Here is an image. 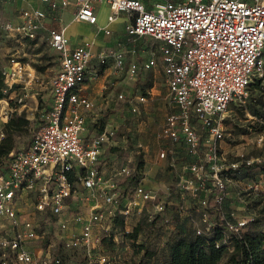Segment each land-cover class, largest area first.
I'll list each match as a JSON object with an SVG mask.
<instances>
[{
	"label": "built area",
	"instance_id": "2783aa9c",
	"mask_svg": "<svg viewBox=\"0 0 264 264\" xmlns=\"http://www.w3.org/2000/svg\"><path fill=\"white\" fill-rule=\"evenodd\" d=\"M39 2L55 12L66 7L69 0ZM98 3L108 6V21L114 20L119 13L130 15L131 22L126 28L128 36H148L161 43L159 58L164 83L174 108L164 119L161 136L185 146L188 154L197 160L188 166V177L178 181L176 193L197 203L198 208L189 219L196 234L211 231L214 224L210 219V202L216 203V216L225 229L224 242L229 243L231 233H238L253 218H237L235 211L224 207L226 183L241 167L250 166L253 159L243 154L233 161L222 157L224 113L232 103L245 104L250 84L263 71L264 0H164L151 9H146L140 0H75V20L94 25V6ZM21 16L19 24L0 21V28L5 34L35 39L45 12L34 8L23 10ZM47 42L58 53L59 69L49 82L48 109L40 115V124L28 146L10 151L2 161L0 218L9 219L17 227L16 203L26 193V196H33L37 213L49 214L56 219L59 228L65 230L64 215L68 200L74 195L75 184L90 192L98 190L101 208L91 206L87 217L79 213L67 215L79 224V230L66 238L63 247L87 250L99 242L94 241L92 232L94 225L103 218L113 221L116 213L124 218L134 210L139 214L147 202H154V213L161 214L170 203L156 200L155 192L137 183L130 185L129 179L134 173L128 167L123 166L104 178L98 169V158L108 133L97 135L89 146L84 145L81 138L84 130L81 110H88L91 102L79 94L78 88L86 79L90 45L83 43L71 48L64 32L54 29L48 31ZM108 57L114 58L118 68L122 67L120 54L112 50L99 54L100 63ZM9 63L11 67L4 68L5 76H21L23 65L14 58H10ZM154 65L152 59L143 64V68ZM138 69L136 64H131L129 75L136 76ZM13 100L17 105L23 102L21 95ZM142 101L143 96L138 99ZM2 138L0 131V140ZM261 141L259 137L258 142ZM70 176L76 180L71 181ZM130 193L132 198L122 203ZM120 205L121 209L116 212ZM176 209L180 213L177 215H183L182 208L177 206ZM123 233L130 232L124 228ZM36 237L34 224L23 222L22 228H16L10 237L0 236V253H10L18 262L36 264L27 251L28 242ZM96 262L106 264V258L102 256ZM49 263L60 264L61 260L54 257L50 261L43 257L38 262ZM87 264L93 261L89 259Z\"/></svg>",
	"mask_w": 264,
	"mask_h": 264
},
{
	"label": "rangeland",
	"instance_id": "374dc122",
	"mask_svg": "<svg viewBox=\"0 0 264 264\" xmlns=\"http://www.w3.org/2000/svg\"><path fill=\"white\" fill-rule=\"evenodd\" d=\"M158 1L162 0H147L146 4L149 7ZM2 35L5 34L1 31L0 37ZM17 39L0 38L6 46L1 63L6 68L11 67L8 59L14 58L23 65L22 75L13 76L10 80V82H20L13 88L22 95L23 102L20 105L10 104L12 110L7 111L6 121L0 119V130L4 137L9 134L15 149L29 142L39 125L38 117L26 120L22 114L16 113V109L25 103L35 101L39 111L44 108L46 95L49 93V82L58 68V54L47 45L44 32L38 33L37 45L32 48L21 47L22 40ZM262 58L264 61V54ZM21 83L24 85H20ZM135 86H139V91L146 97L141 115L132 112L128 103V100L138 97L139 91L134 90L131 93V87L126 86L120 91H115L117 107L112 109L115 111L118 107H122V114L111 116L110 122L105 116L107 113L100 118L102 124L107 125L108 129L111 128L107 152L104 155L117 166H125L130 171L133 170L134 176L129 179L130 185L144 178L156 189V200H167L170 205L163 213L155 214L154 202H147L139 214L134 210L124 217L122 225L130 233H133L135 227L139 228L136 239L126 236L115 223V219L110 221L103 218L97 222L98 227L92 232L94 241L99 240V242L86 250L83 247L64 248L63 243L70 236V231L61 230L56 219L49 214L37 213L34 209L33 196H23L16 203L17 227L9 219L0 218V236L10 237L16 228H22L23 222L31 221L37 237L28 242L27 251L35 258L36 264L43 258L42 254H47L50 261L54 257L60 258L61 264H87L89 259L93 264H98L96 261L102 256L106 258V264L162 263L166 253V242L176 234L177 228L183 227L185 230L191 228L189 219L191 212H195L198 208L197 203L188 196L176 193V185L182 178L188 177V166L197 160L194 158L187 163L185 169L181 168L184 164H177L173 152L180 149L179 145L161 136L163 118L171 110L172 104L168 99L159 70L152 68L143 71ZM152 86H154L153 90L150 89ZM22 87L25 88L21 89ZM34 91L37 92L34 95L35 99H28V95H32ZM118 92L122 93V99H118ZM24 93H28L27 96ZM237 102L230 104L224 113V139L220 142V151L225 160L233 161L239 154H243L244 157L253 159V162L246 168L241 167L240 172L232 175L227 181L224 204L227 209L235 211L237 218L252 217V220H257V228L264 229V120L258 114L264 116V68L261 75L255 76L249 86L245 104L239 105ZM4 105L2 103L0 106V114ZM18 117L26 120V123L19 131L6 133L4 124L10 118ZM259 137H262L261 142H258ZM139 161L143 163L141 168L138 167ZM90 193L91 195L86 197L82 194V188L76 183L72 197L74 204H71L66 211L87 217L91 206L98 205V208H101L99 191ZM131 198L130 193L126 199H122V203H126L127 199ZM177 206L184 211L180 218L187 219L188 228L184 227L177 218V214H180L176 211ZM119 209L121 205L116 207V212ZM185 213L189 215L184 217ZM116 214V219L120 220L122 217ZM66 217L67 214L64 215V218ZM214 217L215 215L212 214V220ZM0 264L26 263L16 261L10 253H0Z\"/></svg>",
	"mask_w": 264,
	"mask_h": 264
},
{
	"label": "crops",
	"instance_id": "0c3cea01",
	"mask_svg": "<svg viewBox=\"0 0 264 264\" xmlns=\"http://www.w3.org/2000/svg\"><path fill=\"white\" fill-rule=\"evenodd\" d=\"M140 1L143 3L146 9H151L156 3L162 2L164 0L155 2L153 6H149V7L146 4L147 0H140ZM173 1H177V0H173ZM34 8L42 9L46 14L45 19L42 21L41 27L37 31L35 39L26 40L14 36L12 34H5V33H4L5 35H2L1 37L4 39L18 38L17 39L18 41L22 40L20 43L22 45L21 47L32 48L37 45L36 43L39 32H44L46 34V42H47L48 31L54 29V30H62L64 32V35L69 40V45L71 48H75L83 43H89L91 58L86 70V79L84 83H82L78 88L79 94L86 97L91 102V107L88 110H84V109L81 110L84 119V130L81 133V138L84 145L89 146L91 140L102 132L108 133V136L111 135V128L108 129L107 125L102 124V120L100 118L107 113L105 116L108 122H110L112 120V118H110L111 116L115 117L116 115L120 116L122 114V107H118L117 109H115V111L112 110L117 107V98H115V91L116 90L120 91L121 89H124V87L126 86L127 88L131 87L130 88L131 93L134 92V90L136 92L139 91L140 87L135 86L137 80L140 79L143 71L148 70L143 68V64L147 63L149 60L154 59L155 65L149 69L157 68L161 73L164 81L161 61L159 58V47L161 43L153 40L151 37L148 36H140V37L128 36L126 28L131 22L129 14L124 12L119 13L114 18V20L108 21L107 17L110 14V10L108 6L105 3H98L95 4L94 6L96 23L94 25H90L88 23L78 22L75 20L74 16L77 10L75 0H69L66 7L59 8L55 12L50 11L49 8L45 4L39 2V0H12L11 2H4L0 0V21H7L12 24H19L22 21L21 12L23 10H30ZM1 31L2 29L0 30V32ZM108 50H112L120 54L122 60L121 68H118L116 66L114 58L111 57L106 58L104 63H100L99 54L103 51H108ZM5 51H6L5 43L3 42V40H0L1 62L3 60ZM8 63H9V59H8ZM131 64H136L139 68L137 75L134 77L130 76L128 73V68ZM4 68L6 67L4 66ZM58 69H59V60H58V68L56 72L58 71ZM12 77L13 76H9V75L5 76V80H4L5 88L3 89L4 97L0 100V106L2 103L3 105L5 104L3 106L4 108L3 112L0 114V116H3L2 118L0 117L1 121L3 122L6 121V115L8 114L7 111L12 110L10 108V104L13 105L15 103L13 100L14 97L16 95H20V93H17L16 88H13V86H15L17 83L20 82H12V81L10 82V80H12ZM129 82H131V85H129ZM20 85H24V84L21 83ZM23 88L25 87H22L21 89ZM150 89L153 90L154 86L150 87ZM27 94L28 93H26L25 95L27 96ZM36 94L37 92L34 91L32 95L30 96L28 95V99L34 100L35 99L34 95ZM141 96L143 95L139 91L138 97L128 100L130 110L138 115L142 114V110H143L142 106L146 101V97L143 96L144 101L138 102V99ZM117 97L118 99H122L123 98L122 93L118 92ZM26 100L27 98L25 99V101ZM49 100H50V90L49 93L46 95L45 107L42 108L40 111L38 110L35 101L33 103L23 104L20 108L16 109V113L22 114V117L26 120H32L33 118L38 117L37 121H39L40 124V115L43 114L48 109ZM134 107H136L135 111L133 110ZM173 109H174L173 106H171V110L169 112H171ZM166 115L163 118V122ZM28 144L29 142H27L24 146L19 147L17 149L14 148L11 151L25 148L28 146ZM108 144H109V139L105 143H103L98 158V169L102 173L104 178H108L115 170L123 167V166H117L116 163L111 162L107 157H105L104 154L107 152ZM177 145H179L178 147L180 149L177 151H173L175 154V160L179 165L184 164V167L181 168L185 169L187 163L193 160L194 157L188 154L185 146L180 144ZM102 162H105L106 165L102 166L101 165ZM136 183L144 187L145 189L151 190L156 193V189L151 187L150 183L146 179L141 178ZM79 186L82 188V194H85L86 197H89L91 195L90 191L83 189V187L80 184ZM23 196L26 197V193H23L22 197ZM71 204H74V200L72 198L68 200L69 208ZM193 212H191V214H193ZM69 214L71 213L67 212V215ZM186 215H189V213H185L184 217H186ZM180 220L182 221L180 223L184 225L186 224L187 221L186 218H180ZM66 221H67L66 229L70 231V234L79 230V224H75L69 217H66ZM96 227H98L97 223L93 227V232ZM52 245L53 244H50V246ZM42 256L46 258L47 254H42Z\"/></svg>",
	"mask_w": 264,
	"mask_h": 264
},
{
	"label": "trees",
	"instance_id": "16d2710c",
	"mask_svg": "<svg viewBox=\"0 0 264 264\" xmlns=\"http://www.w3.org/2000/svg\"><path fill=\"white\" fill-rule=\"evenodd\" d=\"M4 80V65L0 61V100L4 97ZM258 114L264 120V116ZM25 123L26 120L21 117L10 118L4 124V131L6 133L19 131ZM12 149H14L12 138L7 134L0 140V172H2V161ZM142 164V161H139L138 167L141 168ZM70 180L73 181L76 178L70 176ZM210 204H212L209 208L210 219L212 220V214L215 215L211 231L205 234H196L192 226L188 228L186 224L184 227L189 230H185L183 227L177 228L176 234L166 242L163 262L156 264H264V229L257 228V220H252L238 233H231L229 243L224 242L225 229L223 223L216 216V203L214 204L211 200ZM224 207L226 208L225 204ZM178 216L177 218L180 219V215ZM114 221L121 230L124 229L123 218L120 220L115 218ZM138 231L139 228L135 227L133 233L125 235L136 239Z\"/></svg>",
	"mask_w": 264,
	"mask_h": 264
}]
</instances>
